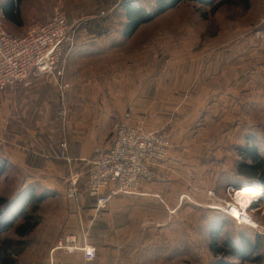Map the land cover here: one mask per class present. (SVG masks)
<instances>
[{
    "label": "crops",
    "instance_id": "crops-1",
    "mask_svg": "<svg viewBox=\"0 0 264 264\" xmlns=\"http://www.w3.org/2000/svg\"><path fill=\"white\" fill-rule=\"evenodd\" d=\"M7 1L0 0V12ZM70 3L67 20L74 37L65 48L62 79L70 85L68 128L54 126L63 107L55 84L31 77V84L0 93V187L5 180L14 182L0 220L23 217L27 204L37 199L38 226L50 237L46 242L75 234L98 251L92 262L75 252L55 257V264L68 257L78 258L77 264H170L184 247L200 241L197 219L189 214L192 205L181 196L205 194L214 161L228 155L239 129L254 126L260 105L255 99L264 95V44L256 43L252 32L264 14L255 21L250 7L236 2L205 16L199 4L182 1L166 14L190 3L197 7L198 25L169 29L160 41L147 39L140 46L150 50L147 64L134 49L141 26L126 36L127 9L137 8V0ZM49 19L25 18L21 8L16 21H5L24 34ZM161 42L171 46L163 49ZM150 68L158 72L152 74ZM121 124L166 133L169 159L154 168L155 180L143 182L138 194L115 197L97 210L87 193L88 163L97 148L110 145ZM63 138L71 163L50 155ZM73 174L78 192L69 204L65 183ZM167 244L177 247L159 249Z\"/></svg>",
    "mask_w": 264,
    "mask_h": 264
},
{
    "label": "built area",
    "instance_id": "built-area-1",
    "mask_svg": "<svg viewBox=\"0 0 264 264\" xmlns=\"http://www.w3.org/2000/svg\"><path fill=\"white\" fill-rule=\"evenodd\" d=\"M5 22L0 12V93L20 83L31 84V77L55 84L63 107L54 126L64 131L70 125L65 101L70 85L62 82L63 63L65 48L72 44L74 37L66 12L61 6H56L46 23L35 25L20 35L7 31ZM252 38L264 44V17L253 30ZM170 46L169 42L162 44L164 49ZM149 72L156 74L158 70L150 68ZM170 148L171 141L163 132H145L139 126L118 125L110 145L97 148L88 163L87 193L95 200L97 210L104 208L115 197L138 194L143 182L154 180V168L167 160ZM50 155L57 161L72 162L64 138L50 149ZM65 184V199L67 203L74 204L78 192L77 175H70ZM263 198L264 192L259 201ZM184 200L188 201V196H181V201ZM226 213L237 222H243L239 216L248 219L245 209H240L236 202L229 206ZM79 237L83 238L82 244ZM72 252H81L85 262H92L97 257L95 247L86 244L85 236L68 234L56 241L42 264H55L57 254Z\"/></svg>",
    "mask_w": 264,
    "mask_h": 264
},
{
    "label": "rangeland",
    "instance_id": "rangeland-1",
    "mask_svg": "<svg viewBox=\"0 0 264 264\" xmlns=\"http://www.w3.org/2000/svg\"><path fill=\"white\" fill-rule=\"evenodd\" d=\"M71 5V3L69 4V0H36V2L26 0L22 5V15L29 19L43 18L45 20L51 17L56 6H61L68 15V11L70 12L71 10ZM155 5V0H137V8H145L146 10H150L151 8L153 10ZM196 5L198 6V4ZM99 6L102 7V9H105L106 7L103 4ZM226 6L227 5L220 7L217 11L222 10ZM249 7L251 16L253 15L255 21H259L260 17L264 14V0H250ZM196 8V6H192L190 3H184L179 5L174 10L175 14H166V12H163V14H160L156 20L153 19L150 23L141 25L140 33L137 34V46H134L135 50L137 48L138 60L147 64L151 61L150 50L148 48H140L141 44L145 43L147 39L153 37L156 41H160L165 38L163 33L169 29L182 28L185 24H188L191 27L197 26L199 20L196 15L198 12ZM204 10L205 15L210 16V13H208L209 9L204 8ZM13 28L14 27H10L5 22V29L10 33L15 35H20L22 33H16V30ZM257 70H259V66H255V71ZM255 101L258 103L260 102V105L254 112V126L247 129H239L236 133L237 137L232 140V147L229 148L228 155L224 154L223 158L219 155L217 160L214 161L213 178L211 179V176H209L208 179L205 180L209 187V189H206L205 194L191 192L188 195V202L193 208H191V212L189 214H191L192 220L197 219L200 241L191 242L187 245V248L184 247L183 254L178 255L177 258H172L173 260L172 262H169L170 264H179L182 263L181 261H183L184 264H218L221 257H214L209 252L207 247L209 238L214 232V228L212 229V227L215 226L220 228L223 233L226 234L227 232L229 235L235 234L237 231H241L251 232V234L260 235L264 238V198L257 202V205L252 207V209H249L247 212L250 224H245L241 221L237 222L226 213L229 206L236 202L233 198L235 194L234 191L239 189L240 185H251V182L247 180L244 175H240L236 171V162L240 160L237 156L236 150L245 146L248 141H254L253 143L264 152V95H258V100L255 99ZM13 184V179L5 180V183L0 187V194L2 197L7 198V196L12 193ZM16 202L20 203L21 198L17 199ZM30 206L29 202L26 209ZM16 218V221L12 220L13 224L10 229L0 233V242L11 239H19L15 235L14 231L19 224H22V217L19 216V219L18 217ZM221 223L222 226L220 227ZM42 229L44 230L41 226H37L30 234L21 238L24 242V244L20 246L22 251L19 252L18 255H15L14 253L10 254V258L14 260L12 264H42L43 261L48 258V255L56 242H46L44 239L50 237L44 234ZM223 233H221V241L225 238V234ZM221 241L219 240V242ZM176 247L177 245L167 244L165 247L160 245L159 249L173 251L172 248L176 249ZM259 247L262 256L261 260L258 262L245 261L244 264H264V239L260 241ZM69 255V253L57 254L56 259L61 260L64 256ZM224 259L234 264H243L237 260L229 258ZM77 260L78 258L68 257L65 261H59V264H77Z\"/></svg>",
    "mask_w": 264,
    "mask_h": 264
},
{
    "label": "trees",
    "instance_id": "trees-1",
    "mask_svg": "<svg viewBox=\"0 0 264 264\" xmlns=\"http://www.w3.org/2000/svg\"><path fill=\"white\" fill-rule=\"evenodd\" d=\"M182 1H191L199 4L200 7L208 8L210 15L214 14L220 7L225 5L235 4L239 2L243 7L249 8L250 0H155V6L152 10L145 8H128L127 12V33L129 37L141 25L151 22L157 16L175 7ZM24 0H8L1 6V13L6 20L16 21L21 16V8ZM206 16V15H205ZM254 141H248L245 146L236 150L237 156L240 159L236 162V171L240 175H244L251 185H258L262 187L264 192V152L256 146ZM169 157L167 158V160ZM164 162L160 163L163 164ZM155 173V172H154ZM155 180V178H154ZM153 180V181H154ZM152 181V182H153ZM242 186V185H240ZM39 200H31L30 207H28L24 216L22 217V224L15 228V235L19 238L16 240H5L0 242V264H12L14 260L10 258V254L18 255L22 251L21 245L24 244L21 238L30 234L39 224V220L35 213L38 210ZM188 203V201H183ZM7 199L0 197V217L3 214V209L6 206ZM22 216V215H21ZM16 221V220H15ZM12 221L1 222L0 220V233L7 231L12 226ZM222 223L220 224V227ZM214 228V232L209 238L207 245L209 252L214 256L221 259L218 264H234L228 262L224 258L240 261L244 264L245 261L258 262L261 260V250L259 243L262 238L260 235L251 234V232L237 231L235 234L229 235L221 231L220 228ZM221 233L225 234V238L221 241ZM219 240L221 242H219ZM18 247V248H17ZM96 253L98 256L97 248ZM12 251V252H9ZM253 257V258H252Z\"/></svg>",
    "mask_w": 264,
    "mask_h": 264
},
{
    "label": "bare ground",
    "instance_id": "bare-ground-1",
    "mask_svg": "<svg viewBox=\"0 0 264 264\" xmlns=\"http://www.w3.org/2000/svg\"><path fill=\"white\" fill-rule=\"evenodd\" d=\"M234 200L240 209H245L246 213L252 207L257 205V202L263 194L262 187L258 185L245 184L239 187V189L234 191ZM234 212V210H233ZM239 219L243 220V223L250 224V219L244 220L242 216H239Z\"/></svg>",
    "mask_w": 264,
    "mask_h": 264
}]
</instances>
